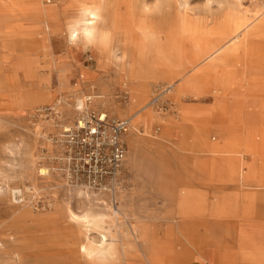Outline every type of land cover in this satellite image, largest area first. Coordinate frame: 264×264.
Returning a JSON list of instances; mask_svg holds the SVG:
<instances>
[{
  "label": "rangeland",
  "instance_id": "rangeland-1",
  "mask_svg": "<svg viewBox=\"0 0 264 264\" xmlns=\"http://www.w3.org/2000/svg\"><path fill=\"white\" fill-rule=\"evenodd\" d=\"M88 12L95 24L85 34ZM246 53L264 55V0H0V264H151L178 228L208 232L200 251L172 254L180 264H264V177L256 173L264 170V71L239 96L229 134L199 120L180 135L182 151L164 140L150 148L157 135L180 134L181 111L213 104L215 92L182 95L184 79ZM137 89L139 104L130 99ZM156 90L169 106L151 104L163 121L146 129L137 110ZM92 91L98 110L131 119L116 207L110 194L67 185L63 150L51 139ZM199 161L209 166L205 182ZM221 162L237 166L233 182L217 173ZM186 187L205 194V213L184 216ZM218 202L238 211L212 215Z\"/></svg>",
  "mask_w": 264,
  "mask_h": 264
},
{
  "label": "crops",
  "instance_id": "crops-1",
  "mask_svg": "<svg viewBox=\"0 0 264 264\" xmlns=\"http://www.w3.org/2000/svg\"><path fill=\"white\" fill-rule=\"evenodd\" d=\"M218 69H220V77L218 79ZM264 71V55H242L239 60L235 63H230L225 66H214L209 69L208 73H198L188 76L181 85V93L184 96L194 97L195 99H206L211 93H216L213 99V104L209 108L196 109V110H183L181 111L180 123L181 132L179 135L168 137L166 135H157L160 142L162 140L169 142L172 146L177 148L179 151L183 150V142L180 140V135H188L190 133L192 125L196 121H214L220 125L226 134H229L230 122L233 119V115L238 110V107L243 106L244 99L240 98L242 94H246L256 88V80L254 75ZM143 90L137 89L132 92L130 97L131 101L140 103ZM150 103L140 106L139 110H142L144 117L140 120L144 128L150 129L152 124L160 123L163 121L162 116L156 115L151 112ZM138 118V117H137ZM136 120V119H135ZM139 120V119H137ZM179 139V143L176 144V140ZM136 141V140H134ZM133 141V142H134ZM139 141V140H138ZM155 142L150 148L157 149L162 146L163 142ZM181 164L187 165L188 159L181 157ZM208 164L203 161L196 162L194 164L195 173L198 175V181L205 182L206 178L211 176L209 166L207 168L202 165ZM225 173L229 178L228 181L233 182L239 171L237 166L229 162L219 163L217 173ZM257 175L259 179L264 177V170L257 169ZM187 193L182 196L181 209L184 216L197 215L205 213L207 198L205 194L195 193L189 187L184 188ZM248 199H253L252 195H245ZM189 203L193 204L192 212L186 211L185 206ZM210 213L213 215L224 216L226 214L234 213L238 211L236 205L226 204L224 202H218L215 205H210ZM248 210V207H246ZM188 212V213H187ZM207 228L202 232L200 229L192 228L189 232L178 228L174 232V236H169L166 241H162L169 246L168 250L161 253L159 259L156 261L152 259L151 264H180L176 262L172 256L176 251L183 254L187 250H199V242H205L208 239ZM180 246V248H179ZM155 260V261H154ZM182 264V263H181ZM220 264V263H219Z\"/></svg>",
  "mask_w": 264,
  "mask_h": 264
},
{
  "label": "built area",
  "instance_id": "built-area-1",
  "mask_svg": "<svg viewBox=\"0 0 264 264\" xmlns=\"http://www.w3.org/2000/svg\"><path fill=\"white\" fill-rule=\"evenodd\" d=\"M93 92L84 96L82 105L79 106L77 100L73 102L75 120L71 124L61 125L59 132L51 139L63 150L58 160L67 185L93 196L110 194L111 205L116 207L127 158L124 137L129 130L130 120L110 118L106 112L98 110ZM155 92L152 106L166 109L169 103L164 99V91ZM62 102V97L57 98L52 108Z\"/></svg>",
  "mask_w": 264,
  "mask_h": 264
},
{
  "label": "bare ground",
  "instance_id": "bare-ground-1",
  "mask_svg": "<svg viewBox=\"0 0 264 264\" xmlns=\"http://www.w3.org/2000/svg\"><path fill=\"white\" fill-rule=\"evenodd\" d=\"M88 18H86V20H84V22L82 23L83 24V29L82 31L85 33V34H90L91 33V30H92V26L95 24V21L93 20H90V19H94L95 18V14L93 12H88ZM77 84V83H76ZM152 104V102H150V105ZM139 114H136L134 115L132 120L134 121L137 117H138ZM130 120V125H131V119ZM130 128V126H129ZM135 129V128H134ZM136 130V129H135ZM42 173H47V169L43 168L41 170ZM13 193V197L14 199L17 201V202H21L22 199L20 198L21 196H23V191L20 190V189H15L12 191ZM116 210V209H115ZM116 212V211H115ZM103 238V241H105L106 239H108L105 235L102 236Z\"/></svg>",
  "mask_w": 264,
  "mask_h": 264
}]
</instances>
